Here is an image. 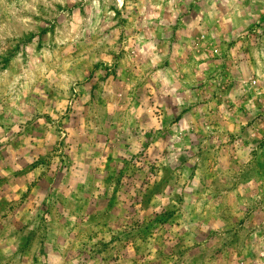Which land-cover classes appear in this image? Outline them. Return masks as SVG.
Wrapping results in <instances>:
<instances>
[{"label":"rangeland","instance_id":"374dc122","mask_svg":"<svg viewBox=\"0 0 264 264\" xmlns=\"http://www.w3.org/2000/svg\"><path fill=\"white\" fill-rule=\"evenodd\" d=\"M105 2L0 0V264H264V0Z\"/></svg>","mask_w":264,"mask_h":264},{"label":"clouds","instance_id":"9594fccd","mask_svg":"<svg viewBox=\"0 0 264 264\" xmlns=\"http://www.w3.org/2000/svg\"><path fill=\"white\" fill-rule=\"evenodd\" d=\"M78 2H80V0H40V3L43 4L45 10L47 9H53L54 6L56 4H65L67 3L68 5H76ZM114 2V0H106L105 5H104V9L106 12V18L107 17H111L113 15V13L107 12V7L108 4ZM115 2H117V6H119L118 0H115ZM83 5L84 7L91 11L92 9H96V13L95 15L97 16V20H96V24H99V15H100V0H83ZM30 7H35V5H30ZM39 15V13H37ZM76 15H79V9H76ZM89 20H91V16H89ZM110 24L107 23V19L105 22V27H109ZM102 31V30H101ZM64 41H60V43H63ZM36 41L32 42V45L29 46V50H31L32 48L35 47ZM8 45H4L3 47H0V55H3L4 52L7 50ZM23 47V46H22ZM45 55H47V53H45ZM17 60H19V58H17Z\"/></svg>","mask_w":264,"mask_h":264}]
</instances>
